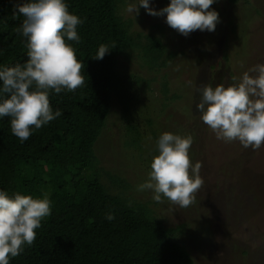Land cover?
Masks as SVG:
<instances>
[{
	"label": "trees",
	"instance_id": "obj_1",
	"mask_svg": "<svg viewBox=\"0 0 264 264\" xmlns=\"http://www.w3.org/2000/svg\"><path fill=\"white\" fill-rule=\"evenodd\" d=\"M24 2L0 0V66L28 59L26 38L17 32L24 18L16 14V5ZM66 2L69 12L84 21L78 26L81 42L68 41L82 63L84 85L74 92H51L50 105L62 115L23 143L11 134L10 118L0 119V189L10 195L47 193L52 207L33 244L10 264H198L187 244L175 239L178 231L186 230L187 222L167 227L150 201L129 192L128 180L100 164L97 150L113 102H118L127 121L123 145L136 149L135 158L143 159L146 132L129 115L138 90H152L156 74L149 73L163 70L178 52L167 48L162 29L158 36L142 32L134 36L131 21L120 13L123 0ZM229 28L235 29L232 21ZM101 44L116 47L103 59H93ZM131 57H140L148 75L129 66L118 68L122 58ZM163 79L161 92L167 102L183 97L181 108L188 111L187 93L170 94L167 72ZM151 132L156 142L158 131ZM109 212L115 215L112 221L105 219Z\"/></svg>",
	"mask_w": 264,
	"mask_h": 264
},
{
	"label": "rangeland",
	"instance_id": "obj_2",
	"mask_svg": "<svg viewBox=\"0 0 264 264\" xmlns=\"http://www.w3.org/2000/svg\"><path fill=\"white\" fill-rule=\"evenodd\" d=\"M134 2L123 0L120 6V13L131 21L132 34L158 36L162 29L167 48L178 55L163 70L149 73L156 74L152 90H138L130 112V119L146 132L142 139L143 159L135 158L136 149L124 147L127 121L121 105L113 102L97 147L100 164L128 180L129 192L141 201H150L155 215L167 227L187 222L186 230L178 231L175 239L187 244L198 264H264V146L253 151L238 141L217 140L194 108L199 102L198 87L230 84L231 77L239 78L253 65L264 62V0L234 4L216 1L210 6L220 17L215 31L196 30L188 36L168 26L165 16L149 15L142 6L136 18L135 13H127L126 7ZM169 3L170 0H151L150 6L158 10ZM231 21L234 30L229 28ZM142 63L140 57L122 58L118 68L129 66L148 75ZM164 72L168 73L170 94L187 93L188 111L181 108L183 97L168 102L164 98ZM186 81H191L192 86H186ZM151 131H158L159 136L167 131L193 138L189 155L193 164H201L202 184L194 193L195 202L187 208L164 198L157 203L150 191H136V186L148 178V165L154 157L156 142Z\"/></svg>",
	"mask_w": 264,
	"mask_h": 264
},
{
	"label": "clouds",
	"instance_id": "obj_3",
	"mask_svg": "<svg viewBox=\"0 0 264 264\" xmlns=\"http://www.w3.org/2000/svg\"><path fill=\"white\" fill-rule=\"evenodd\" d=\"M216 0H170L160 9L150 6L151 0H135L127 13L139 14L142 6L147 14L165 16V22L180 34L214 32L219 13L210 6ZM16 14L24 19L17 32L26 38L28 59L15 66H0V119L10 118L11 134L21 143L36 131L62 115L53 111L49 94L74 92L85 83L82 63L68 41L81 42L78 26L83 19L69 12L66 0H25L16 5ZM115 44H101L91 57L101 60ZM230 84H205L197 88L200 99L195 107L201 121L217 140L238 141L253 151L264 146V62L257 63ZM186 86H192L186 81ZM190 135L163 132L156 141L158 152L150 163L148 178L136 191L152 193V200L162 198L180 208L194 202V193L202 184L201 164H193L189 150ZM130 206V202H129ZM52 213L51 201L42 196L9 194L0 189V264L23 253L33 244L42 221ZM105 219H115L107 213Z\"/></svg>",
	"mask_w": 264,
	"mask_h": 264
}]
</instances>
